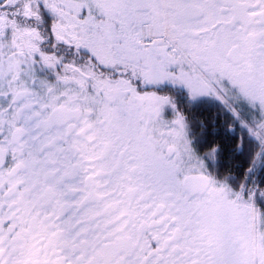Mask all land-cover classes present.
<instances>
[{
    "label": "snow or ice",
    "instance_id": "snow-or-ice-1",
    "mask_svg": "<svg viewBox=\"0 0 264 264\" xmlns=\"http://www.w3.org/2000/svg\"><path fill=\"white\" fill-rule=\"evenodd\" d=\"M0 264H264V0H0Z\"/></svg>",
    "mask_w": 264,
    "mask_h": 264
},
{
    "label": "flooded vegetation",
    "instance_id": "flooded-vegetation-1",
    "mask_svg": "<svg viewBox=\"0 0 264 264\" xmlns=\"http://www.w3.org/2000/svg\"><path fill=\"white\" fill-rule=\"evenodd\" d=\"M245 163H246V161H244L243 159L238 160V170L239 171H243V167H244Z\"/></svg>",
    "mask_w": 264,
    "mask_h": 264
}]
</instances>
